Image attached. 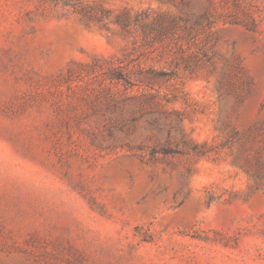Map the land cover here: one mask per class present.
I'll return each instance as SVG.
<instances>
[{
  "label": "rangeland",
  "instance_id": "rangeland-1",
  "mask_svg": "<svg viewBox=\"0 0 264 264\" xmlns=\"http://www.w3.org/2000/svg\"><path fill=\"white\" fill-rule=\"evenodd\" d=\"M85 1L0 0V264H264V0Z\"/></svg>",
  "mask_w": 264,
  "mask_h": 264
},
{
  "label": "trees",
  "instance_id": "trees-1",
  "mask_svg": "<svg viewBox=\"0 0 264 264\" xmlns=\"http://www.w3.org/2000/svg\"><path fill=\"white\" fill-rule=\"evenodd\" d=\"M47 2L53 5L63 6L65 8H72L75 12L80 14L84 20L92 21L98 24H101L106 29L108 28L107 22L105 19L109 15V10L100 7L98 4H90V2L85 0H46ZM94 1V0H93ZM148 16V13L145 11L135 12L133 16H129L126 12L117 13L114 16L113 22L119 27L120 31L124 34H133L135 31H141V40L144 42H150L156 39L167 38L172 31V26L174 25V18H170L167 15L156 16L151 22L144 23V20ZM130 54H126L125 58L127 59ZM125 59V60H126ZM123 60L119 61V64H112L107 69V75L110 79L117 82L121 81L125 85V89L138 84L131 80L130 74L133 72V67L137 68V74H143L148 70L156 75H162L161 71H156L155 69H146L141 66L140 63L135 67H129V65L124 64ZM131 61L128 60V63ZM147 70V71H146ZM136 80L141 81V79L136 78ZM156 94L152 93H140L139 99L144 101L145 99H155ZM166 144H159L156 147H153L152 154L159 151L162 154H173L178 151L170 150L171 144L169 139H166ZM182 143L184 144V149L186 152H201L197 148L196 144H191L188 140L183 139ZM158 148V149H157ZM156 149V150H154Z\"/></svg>",
  "mask_w": 264,
  "mask_h": 264
}]
</instances>
